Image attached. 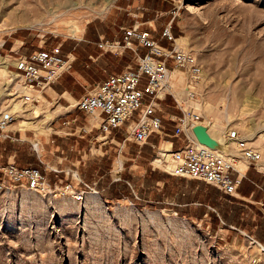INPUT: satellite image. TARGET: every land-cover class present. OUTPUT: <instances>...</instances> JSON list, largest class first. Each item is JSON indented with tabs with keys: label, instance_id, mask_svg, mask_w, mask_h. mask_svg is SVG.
Wrapping results in <instances>:
<instances>
[{
	"label": "rangeland",
	"instance_id": "rangeland-1",
	"mask_svg": "<svg viewBox=\"0 0 264 264\" xmlns=\"http://www.w3.org/2000/svg\"><path fill=\"white\" fill-rule=\"evenodd\" d=\"M6 1L12 3L0 17V58L11 61L84 40L92 25L105 33L93 40L108 46L120 28L146 18L157 38L171 24L174 45L202 72L193 101H186L183 71L173 72L174 93L201 117L216 151L244 171L247 163L225 136L236 131L247 139L263 157L256 168L264 176V0H49L46 9L40 0L0 4ZM22 2L36 10L27 23L13 19ZM7 81L0 70V117L9 112L13 118L0 130V264H264V207L232 198L242 204L236 205L200 181L170 177L164 166L171 157L168 164L153 163L174 140L168 127L149 145L126 142L120 153L71 98L97 83L76 84L73 91L71 85L68 101L43 96L45 103L30 106L14 98L17 82ZM167 98L162 115L171 123L167 115L179 111ZM72 111L89 131L86 138L65 135L71 131L61 123ZM9 163L39 169L47 186L31 191L4 179L1 168ZM261 189L256 198L264 204Z\"/></svg>",
	"mask_w": 264,
	"mask_h": 264
},
{
	"label": "built area",
	"instance_id": "built-area-1",
	"mask_svg": "<svg viewBox=\"0 0 264 264\" xmlns=\"http://www.w3.org/2000/svg\"><path fill=\"white\" fill-rule=\"evenodd\" d=\"M123 32L122 45L134 53L136 69L110 75L106 80L97 83L90 92L76 101L75 109L91 118L93 128L101 134L110 135L113 130L123 128L127 136L122 146L126 142L143 146L152 135L162 133L161 121L157 116L160 112L157 101L171 96L182 112L181 117L172 120L175 124L174 136L183 137L185 146L181 151L170 153L174 167L169 173L175 177L204 182L226 196H234L242 180L241 172L233 164L234 159L197 143L189 126L191 123L200 122L201 117L190 107L183 108L167 82L171 72H185V97L192 100L195 97V85L202 75L196 59L178 49H161L147 31L131 27ZM161 37L175 42L168 28H164ZM141 48L147 50L142 56L139 54ZM59 51L60 45L33 51L28 56L14 59L13 64L6 66V78L17 82L15 96L24 104H37L34 98L30 101L27 92H31V95L34 92L39 93L67 72L68 65L74 58L71 55L62 58ZM168 61L172 67L168 66ZM144 78L146 84L141 89L140 84ZM146 96H150L148 103H145ZM12 122L11 114L3 112L0 117V130L4 131ZM225 138L235 144V149L249 166L256 167L263 159L261 153L248 146L238 132L230 131ZM1 172L4 179L13 184L24 185L31 191L47 186L45 177L37 168L18 167L9 163L1 168ZM234 174L237 176L234 177Z\"/></svg>",
	"mask_w": 264,
	"mask_h": 264
},
{
	"label": "crops",
	"instance_id": "crops-1",
	"mask_svg": "<svg viewBox=\"0 0 264 264\" xmlns=\"http://www.w3.org/2000/svg\"><path fill=\"white\" fill-rule=\"evenodd\" d=\"M153 23H154L153 20L146 18L141 23L135 22L131 24L129 28L136 27L140 31L149 32L150 35L154 38V40L157 42V45L165 51H172L173 49H178L177 46L174 45L173 42H170L167 39L162 38L161 33L159 35V38L155 36V33H154L155 29L151 28L153 27ZM167 28L169 29V32L171 33L173 39H175V35L172 31L171 24L168 25ZM120 29H121L120 36H118L119 34L118 32H116V34L112 36L111 41H105L107 42L108 46H104L103 41L98 43V41L93 40V38L94 37L96 38L97 36H99V39L101 40L105 35L103 26H101L100 30H98V28L93 25L88 26L86 28L84 40L81 38L78 40V42H73V43L65 44V45L59 44L60 45V51H59L60 57L65 58L67 55L73 56V54H77L78 58L76 60L73 59L70 62V64L68 65L67 72H65L56 82L46 86L43 90H40L39 93L38 92L33 93V96L35 97V95L38 94L41 98L43 96L44 97L46 96L49 99H55V97H57L58 99H63L65 101H68L64 97L67 94L71 97L70 95L71 91H68L70 90L71 85H72V91H73V86H75L76 84H80V83L81 84H84V83L96 84V83H100L106 80L110 75L120 74L121 72L125 70H135L136 69L135 55L132 52V50L126 49L123 47L122 41H123V36H124V32H123L124 28H120ZM107 37L109 39V36ZM175 42H177V40H175ZM97 48L100 50H97ZM31 52L22 54L18 57L13 58L12 61L10 60V64H12L14 59H17L19 57L28 56ZM146 52H147L146 49H143V48L139 49V54L141 56L144 55ZM61 79L62 81L68 80V82L66 83L67 86L64 89H60L61 87L56 86V84H58L57 82H59V80ZM145 84H146V80L144 78L140 84V88L144 89ZM167 97L168 96L162 97L160 98V101H157V104L160 109V112L157 113V116L160 118L161 125L163 128V131L160 134V136H163V134L166 135V131H167L166 128L168 127L169 132H170V135L168 136L174 140L166 142L167 144H164V146L162 145L163 147L159 150V152H162L165 150H168L170 152L181 151L183 150L185 146L184 138L183 137L177 138L174 136V130H175L174 122L168 123L165 120L166 118L162 115V110L164 113V108H166L167 101L169 99ZM71 98L72 100L77 101L74 97H71ZM149 99H150V96H146L145 103H148ZM35 101L37 103L40 102V101L38 102L36 99ZM174 107L175 109L176 108L178 109L179 113L176 115L168 114L167 116H169V118H171L172 120L182 116L181 110L176 105ZM76 111L77 113L83 115L78 110ZM61 127L64 130L71 131L69 133H65L67 137H73L77 135V137H79L80 139H83V138H86L89 133V131L86 130L85 126H79L78 117L77 115L74 114L73 111H72V114L63 118ZM73 130L74 132H72ZM110 136H112V142L116 146L120 147L119 152L121 153L124 150L122 146V141L124 137V129L123 128L115 129L111 132ZM156 136L157 135H152L149 138L147 144L145 145H149L151 140L155 138ZM103 157L104 156H102L101 159H103ZM18 167H26V166H18ZM261 171L258 170L256 167L249 166L247 164L245 171H243V173H240L242 180L238 186L236 194L232 197L224 195L222 192H220L218 189H216L213 186L207 185L201 181L200 182L203 183V185L208 186L209 188H213L217 190L220 196L222 195L223 197H225L226 199L230 201H233V202L236 201L232 199L234 198V199H239L241 201H245L249 203H254V204L257 203L261 205L262 207H264V204L262 202H258V199L256 198V196L259 195V191L262 190L261 187L264 186V179H263L264 176H262ZM167 174L170 177L184 179V178L172 176L169 173V171L167 172ZM117 176L119 177V173L117 174ZM233 176L236 177L237 175L234 174ZM117 182L119 183L120 179H118ZM117 185L119 184H116L115 188ZM234 203L236 205H242L239 202H234ZM229 211H232V208L230 206L222 209V212L224 213L223 214L224 218H225V214L226 213L228 214ZM263 215H264V211H263Z\"/></svg>",
	"mask_w": 264,
	"mask_h": 264
},
{
	"label": "bare ground",
	"instance_id": "bare-ground-1",
	"mask_svg": "<svg viewBox=\"0 0 264 264\" xmlns=\"http://www.w3.org/2000/svg\"><path fill=\"white\" fill-rule=\"evenodd\" d=\"M14 2H17V0H14ZM27 2L29 3V0H27ZM21 3V6H22V9L21 10H15L14 11V15H13V19H14V21H20V23H27V22H29L30 21V17H31V15L32 14H34V13H36V10H30V9H28V6H29V4L31 3ZM40 2H41V5H42V7L44 8V9H46V7L48 6V4H49V0H40ZM11 3H12V1H6V2H4V3H2V4H0V17H4V16H6V10H7V8L11 5ZM19 9V8H18ZM47 12H49L50 10L47 8ZM35 16H37L36 14H35ZM22 21V22H21ZM14 63V61L12 62V64ZM8 64H10V60L6 57V58H0V70L3 72V74H6V75H8V72H7V70H6V66L8 65ZM174 75V73L173 72H171L170 74H169V78H168V84L172 87V93L174 94V96H175V98H176V100L179 102V103H181V105L183 106V108L185 109V108H188L189 106L187 105V103L189 102V101H193L194 99H192V100H189V99H186V101H187V103H183V101H181L180 100V96L178 95V94H176V93H174V91H173V85L170 83V80H171V77ZM14 79H12V80H8L7 82H9V86H11V82H14L13 81ZM6 85H7V83H6ZM8 86V87H9ZM10 90V89H9ZM185 90H186V88L184 87V90H183V92H184V95H185ZM28 93V97H30V101L34 98V99H36L38 102L40 101V102H44V100L37 94V95H35V97L33 96V95H31V92H27ZM34 93H37V92H34ZM13 95L14 94H12V95H10V94H8L7 95V97H13ZM15 99H18V97H14ZM15 99H12V101H15ZM21 101V100H20ZM185 101V102H186ZM22 102V101H21ZM23 103V102H22ZM28 103H30L29 105L30 106H34V105H32V103L31 102H28ZM183 103V104H182ZM193 109V108H192ZM35 110V109H34ZM194 110V109H193ZM48 117V116H47ZM33 124L34 123H29L28 124V126H33ZM200 124V125H199ZM198 125V126H197ZM27 128V127H26ZM189 128H190V133H192V135H193V130H196V131H198V132H201L202 133V135H203V137H204V143H202L203 145L202 146H205V145H208V144H210V142H211V140H210V137H209V135H208V133H207V131H205V129H204V126L202 125V123L201 122H198V123H191L190 124V126H189ZM230 132V131H229ZM193 137H194V135H193ZM244 140V139H243ZM197 141V140H196ZM244 141H246L247 142V139L246 140H244ZM198 143V142H197ZM213 143H215V142H213ZM199 144V143H198ZM232 144V143H231ZM170 151H168V150H166V151H162V152H159L158 153V155H157V157L153 160V163L154 164H156V165H162L163 163H167L168 164V158L170 157ZM260 162V161H259ZM165 167V169H167V170H169V171H171L172 169H173V167H174V163H171V164H169V165H165L164 166ZM241 173H243V171H244V168L242 167V166H235Z\"/></svg>",
	"mask_w": 264,
	"mask_h": 264
},
{
	"label": "water",
	"instance_id": "water-1",
	"mask_svg": "<svg viewBox=\"0 0 264 264\" xmlns=\"http://www.w3.org/2000/svg\"><path fill=\"white\" fill-rule=\"evenodd\" d=\"M193 135H194V137H195V139L197 140L198 143L201 144V142L204 141V137H203L201 132L193 130ZM205 146L208 147L209 149H212V150H219L218 149L219 145L216 142L215 143L212 142V143H210L208 145H205Z\"/></svg>",
	"mask_w": 264,
	"mask_h": 264
}]
</instances>
